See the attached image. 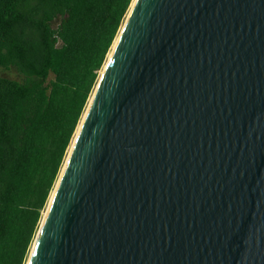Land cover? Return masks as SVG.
<instances>
[{
	"label": "water",
	"instance_id": "95a60500",
	"mask_svg": "<svg viewBox=\"0 0 264 264\" xmlns=\"http://www.w3.org/2000/svg\"><path fill=\"white\" fill-rule=\"evenodd\" d=\"M26 264H264V0H133Z\"/></svg>",
	"mask_w": 264,
	"mask_h": 264
},
{
	"label": "trees",
	"instance_id": "16d2710c",
	"mask_svg": "<svg viewBox=\"0 0 264 264\" xmlns=\"http://www.w3.org/2000/svg\"><path fill=\"white\" fill-rule=\"evenodd\" d=\"M133 0H0V264H25Z\"/></svg>",
	"mask_w": 264,
	"mask_h": 264
},
{
	"label": "rangeland",
	"instance_id": "374dc122",
	"mask_svg": "<svg viewBox=\"0 0 264 264\" xmlns=\"http://www.w3.org/2000/svg\"><path fill=\"white\" fill-rule=\"evenodd\" d=\"M133 2V1H132ZM124 22V21H123ZM123 24V23H122ZM122 26V25H121ZM121 28V27H120ZM114 44V43H113ZM112 47H113V45H112ZM112 47H111V49H112ZM111 51V50H110ZM110 51H109V53H108V56H109V54H110ZM108 56H107V58H108ZM103 67H104V65H103ZM103 67H102V69H103ZM102 69L100 70V72H99V75H100V73H101V71H102ZM99 78V77H98ZM98 81V80H97ZM96 86V85H95ZM93 93V92H92ZM92 95V94H91ZM91 95H90V97L88 98V102H89V100H90V98H91ZM83 116V115H82ZM81 119H82V117H81ZM81 119H80V121H81ZM80 123V122H79ZM79 125V124H78ZM78 127V126H77ZM76 130H77V128H76ZM75 133H76V131L74 132V136H75ZM74 136H73V138H74ZM73 140V139H72ZM72 143V142H71ZM70 148V147H69ZM69 150V149H68ZM67 153H68V151H67ZM66 156H67V154H66ZM66 158V157H65ZM54 189V188H53ZM53 191V190H52ZM51 194H52V192H51ZM51 194H50V196H51ZM49 201V200H48ZM48 204V203H47ZM46 209V208H45ZM44 212H45V210H44ZM44 212H43V214H44ZM43 217V216H42ZM41 220H42V218H41ZM41 220H40V222H41ZM40 225V224H39ZM36 236V235H35ZM33 244V243H32ZM31 248H32V245H31ZM31 248H30V250H31ZM29 253H30V251H29ZM29 256V255H28ZM28 256H27V259H28ZM27 261V260H26ZM26 264V263H25Z\"/></svg>",
	"mask_w": 264,
	"mask_h": 264
},
{
	"label": "bare ground",
	"instance_id": "6f19581e",
	"mask_svg": "<svg viewBox=\"0 0 264 264\" xmlns=\"http://www.w3.org/2000/svg\"><path fill=\"white\" fill-rule=\"evenodd\" d=\"M34 242V241H33Z\"/></svg>",
	"mask_w": 264,
	"mask_h": 264
}]
</instances>
